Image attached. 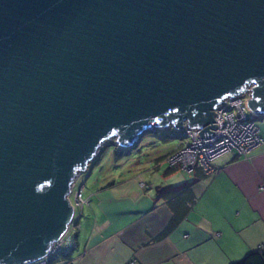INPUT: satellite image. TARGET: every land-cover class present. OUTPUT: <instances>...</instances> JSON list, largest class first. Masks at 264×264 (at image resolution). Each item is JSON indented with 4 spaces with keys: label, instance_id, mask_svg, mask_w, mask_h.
Masks as SVG:
<instances>
[{
    "label": "water",
    "instance_id": "1",
    "mask_svg": "<svg viewBox=\"0 0 264 264\" xmlns=\"http://www.w3.org/2000/svg\"><path fill=\"white\" fill-rule=\"evenodd\" d=\"M264 117V0H0V264L47 254L110 139ZM225 104V103H224Z\"/></svg>",
    "mask_w": 264,
    "mask_h": 264
},
{
    "label": "crops",
    "instance_id": "2",
    "mask_svg": "<svg viewBox=\"0 0 264 264\" xmlns=\"http://www.w3.org/2000/svg\"><path fill=\"white\" fill-rule=\"evenodd\" d=\"M257 129L262 143L246 159L233 151L213 159L210 164L217 172L203 173L194 181L188 202L170 204L160 197L159 189L187 183L182 180L155 185L153 191L150 184L146 191L87 195L89 204L94 196L95 204L84 215L86 229L79 251L76 233L74 248L81 252L71 253V264H229L262 244L264 188L259 187L264 180V121ZM161 156L154 159V170L162 164ZM196 172L200 171L194 169L187 176L193 180Z\"/></svg>",
    "mask_w": 264,
    "mask_h": 264
},
{
    "label": "rangeland",
    "instance_id": "3",
    "mask_svg": "<svg viewBox=\"0 0 264 264\" xmlns=\"http://www.w3.org/2000/svg\"><path fill=\"white\" fill-rule=\"evenodd\" d=\"M247 99L248 95H244V97L242 96V98L239 99V103H237L238 109L244 113L246 112L244 103ZM232 114H235V112ZM263 121L264 118L259 116H256L253 120L256 127L260 126ZM172 129L174 128L168 125L166 128L157 129V132L146 131L140 136L138 143L136 144L137 146L127 150L121 147H116L117 145L114 143V140L110 139L102 144L98 153L94 157L96 160L90 161L86 169L76 173L70 192L67 195L69 203L73 207V219L76 220L75 226L77 232L79 231V236L77 235L79 239V241L77 240L79 247L78 250L77 247L73 248L72 252L74 251L76 254L77 251L81 250V244L84 241L83 233L86 229V224L84 225V215L88 213L89 207L95 204L93 195L90 196L91 202L89 204V198L87 195L90 193L92 194V192L95 191L108 190L134 191L133 189L136 191H143V189L145 190L150 184H154L149 190L153 191L155 185L164 184L170 186L177 184V182L181 180L182 182H189L192 180V176H187V172L184 169L182 170L178 163L175 164L176 166L173 165L174 167L169 166V168H174L175 170L171 171L170 174L167 173L168 175L164 174L167 165L163 162L156 170L153 168L156 166L154 159L157 160V157L162 155L160 158L163 157L162 160L165 162V155H168L165 153H169L168 151L175 147L177 148L180 142L178 138H174L171 135L174 133ZM165 132H167L170 137L166 136ZM100 151L102 153L98 159L97 156H99ZM115 155L118 156L116 157ZM201 172L203 173L202 170ZM263 182L264 180L262 183ZM110 183L112 185L114 184L113 187H109L112 186ZM139 183L142 184V187L139 186ZM259 189L262 188L259 187ZM78 191H81L82 200H87V202H84L81 207L74 203L75 194ZM82 212L84 214H82ZM72 227H74V225Z\"/></svg>",
    "mask_w": 264,
    "mask_h": 264
},
{
    "label": "built area",
    "instance_id": "4",
    "mask_svg": "<svg viewBox=\"0 0 264 264\" xmlns=\"http://www.w3.org/2000/svg\"><path fill=\"white\" fill-rule=\"evenodd\" d=\"M244 95L247 94L235 95V98H224L222 102L225 104L219 103L216 106L213 111L215 123H212L216 124V127L214 130H208L213 132V135L209 137L200 138L196 135L199 129L192 130L187 127L180 130L172 129L183 139V145L166 155L165 162L168 167H174L178 163L181 169H184L187 173L197 167L204 174L211 175L216 173L217 170L211 166L210 162L223 152L233 151L240 158L246 159L250 150L260 145L262 139L258 135V129L253 122L255 115L247 108L245 113L238 109L237 103ZM234 112L235 114H232ZM139 186L142 187V184L139 183ZM260 188H264V182ZM82 199L81 191L76 192L74 203L81 207L84 202H87V200ZM75 221L72 215L66 230L59 239L51 244L47 254L24 264H47L50 256L61 251H69L73 246L74 227L72 226H75Z\"/></svg>",
    "mask_w": 264,
    "mask_h": 264
},
{
    "label": "trees",
    "instance_id": "5",
    "mask_svg": "<svg viewBox=\"0 0 264 264\" xmlns=\"http://www.w3.org/2000/svg\"><path fill=\"white\" fill-rule=\"evenodd\" d=\"M158 130H154L152 132H157ZM166 131V130H165ZM150 132V131H149ZM168 132V131H167ZM166 133V136H169L168 133ZM174 132V131H173ZM174 138H178L179 139V144L177 147L182 146L183 145V139L181 137H179L178 135H176V133H172L171 134ZM170 137V136H169ZM137 146V145H136ZM133 148V147H132ZM176 148V147H175ZM172 149L173 151L175 150ZM169 151L170 152H172ZM101 151L99 153V156H97V158L99 159L100 155H101ZM169 153H165V154H169ZM116 157L118 155H115ZM166 156V155H165ZM240 158V156H238ZM163 158V157H162ZM161 158V163H165L167 165L166 162H164ZM96 160V158H94L92 161ZM157 164V163H156ZM168 170H170V168L167 165ZM174 169V168H173ZM195 170H199V168H194ZM193 169V170H194ZM165 170V171H168ZM201 172V170H199ZM196 172L193 175V180L189 181L185 184H183L182 186L179 187H166V188H162L159 189V191H162V193H160V197L164 200H166L168 203H172V202H176V201H181L182 203H185L186 201L188 202L189 200H191V196H190V192L191 191V185L194 183V181L198 178H201L203 176V173L201 172ZM191 173V172H190ZM111 184V183H110ZM174 197V198H173ZM190 198V199H189ZM178 216V215H177ZM181 217V216H179ZM177 217V219L179 218ZM76 222V221H75ZM76 225V224H75ZM74 234H73V246L72 248L67 251V252H58L52 256H50L47 260V264H71L72 263V250L74 248L75 245V239H76V233H77V228L76 226H74ZM168 229V228H167ZM164 231H166V229H164ZM164 231L162 232L161 235L164 234ZM229 264H264V242L262 244H260L259 246H257L256 248L248 251L247 253H245L242 257H240L239 259L230 262Z\"/></svg>",
    "mask_w": 264,
    "mask_h": 264
},
{
    "label": "clouds",
    "instance_id": "6",
    "mask_svg": "<svg viewBox=\"0 0 264 264\" xmlns=\"http://www.w3.org/2000/svg\"><path fill=\"white\" fill-rule=\"evenodd\" d=\"M256 117V116H255ZM255 117H254V119H255ZM116 147H118V146H116ZM118 148H120V147H118ZM124 149H126V148H124ZM127 150V149H126Z\"/></svg>",
    "mask_w": 264,
    "mask_h": 264
}]
</instances>
